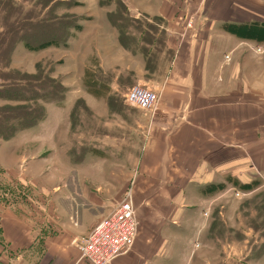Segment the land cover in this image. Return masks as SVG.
I'll return each instance as SVG.
<instances>
[{
    "label": "crops",
    "instance_id": "obj_1",
    "mask_svg": "<svg viewBox=\"0 0 264 264\" xmlns=\"http://www.w3.org/2000/svg\"><path fill=\"white\" fill-rule=\"evenodd\" d=\"M75 1L76 6L69 11L80 15L79 26L71 29V35L65 45H50L39 50H30L24 45L27 50L42 52L26 71L33 72L35 63L43 58L48 59L49 55L62 52L65 56L75 53L76 60L84 64V68L85 63L93 60V57L99 70L112 72L116 78L129 75L133 81L145 80V56L123 48L119 42L117 27L109 21L106 12L101 11L103 6L100 0ZM128 1L141 15L158 17L165 23L166 30L176 31L182 9L189 0ZM205 2L208 23L203 32L199 31L198 34L205 40V57L199 63L197 57L195 59V51L189 76L180 79L182 84L197 88L194 94L197 97L189 98V106L180 98L182 106L191 108L193 124L179 117L177 128L172 129L168 136L155 134L152 139L145 141L141 138L139 141V138L135 139V131H143L134 127L133 110L123 112L122 116L118 112L108 110L109 92L94 97L82 89L80 77H74L70 82L64 83L69 87L65 99L53 108H59L60 114L56 113V117L62 118V132L67 133L69 137L72 132L71 105L78 98L85 99L93 112L95 127L90 132L79 131V144L88 146L92 156L86 155L78 163H73L68 156L66 162L70 167L69 171L57 176L55 181L71 182V185L60 186L58 183L49 182L51 187L40 192L37 199H25L27 205L15 196V190L19 186H28L27 183H32L33 178H36V175L29 173L33 163L27 161L24 153L37 143L38 136L33 129L43 124L46 117L38 124L18 132L11 140L5 141L9 144L17 140L13 145L1 143V153L2 150L8 153L13 150V153L17 154H10L11 157L7 161L1 160L5 183L9 184L4 187L5 192L1 193L5 196L2 198L4 203H1L0 211V264H89L79 258L75 241L84 237L118 203L127 190V178L116 179L111 176V172L115 171L116 167H124L127 172L128 167L135 165L141 166L147 177L145 180L133 181L136 191L133 205L138 222L137 234L131 249L118 256L111 264H173L178 257L170 250L175 243L173 237H169L167 233L179 234L184 230L182 220L188 213L185 209H188L189 199L196 197V194L190 195L189 187L196 192L197 186L229 175L247 181L257 172L263 171L264 112L260 113L258 109L248 111L244 108H230L229 106L233 105L227 97L214 99L215 95H207L199 87H203L209 73L216 70L220 72L217 81L220 80L218 82L223 88L233 81L231 83L238 84L239 91L247 94L244 91L248 83L244 72L241 71L242 62L239 60L243 50L241 45L257 43L255 45L261 48L262 52H258L256 57L264 56V41L241 38L225 30L224 25L264 22V13L260 8L255 9L254 2L250 0ZM217 36L221 40L220 43L215 41ZM21 43L19 42L12 52L13 62L16 56L19 60L29 57L23 51L16 52ZM219 56L226 58L227 63L224 64L222 58L220 62H216L219 58L213 61V57ZM260 60L264 63V57ZM13 65L15 68H21L18 64ZM77 73L79 75V70ZM258 74L255 89L250 94L264 99V75L260 77V73ZM113 80L112 82L116 81L115 78ZM94 82L101 86L100 78H96ZM174 98V102H180L179 98ZM50 104L52 103L47 106ZM251 118L256 119L253 124L247 121ZM246 131H253L254 135L247 138ZM210 134L219 137L220 141L211 140ZM135 148L137 154L134 155ZM64 149L67 154L70 146ZM34 157L31 153L30 158ZM200 158L203 162L199 161ZM21 164L27 173L19 170ZM86 165L93 168L88 171L81 168ZM167 165L184 166L183 171L189 173L186 176H183V171L176 174L175 182L169 185L166 182L173 177L167 178L170 175L167 173ZM202 166H208V173L201 172ZM132 170L131 168L130 173ZM145 200L150 201V207L144 205Z\"/></svg>",
    "mask_w": 264,
    "mask_h": 264
},
{
    "label": "rangeland",
    "instance_id": "obj_2",
    "mask_svg": "<svg viewBox=\"0 0 264 264\" xmlns=\"http://www.w3.org/2000/svg\"><path fill=\"white\" fill-rule=\"evenodd\" d=\"M120 1L123 5L120 7L121 10H123L121 11V14L123 13L124 15L123 17L127 15L133 19V22L127 23L128 25H123V20L117 21V23L122 24V30L125 32V35L131 39L130 43L132 49L141 54H143L141 52L143 48L148 49L150 61L148 62L149 69L145 74L146 81H133L129 75L118 76L116 78V75L112 72H103L99 70L98 63L93 57V60L85 63L84 68V64L82 65L76 60L75 53L65 56L62 52H59L54 55H49L48 59L43 58L37 63L40 64L43 73L61 82L66 88L65 96L69 87L64 83L66 81L70 82L74 77L76 79L80 77L82 89L85 90L87 94L90 93V95L95 97L97 94L100 95L109 92L107 100L108 110L118 112L121 116L123 112L133 110L132 122L134 127L139 129V131H143H135V139L139 138L140 141L142 138L147 141L152 139L155 134L159 136H168L172 129L177 128L179 117L182 118L183 121H189L191 124L194 123L193 112L191 108L188 107V100L189 98L194 99L197 97L194 95L196 94L195 91L197 88L182 84L180 79L189 76L195 51H197L195 59L197 57L199 63L202 62L201 60L205 57L203 47L205 40L203 36L201 37V35L198 34L199 31L203 32L208 23L206 2L205 0H189L185 8L182 9L178 29L176 31H168L166 30L165 23L162 22L160 18L145 17L141 15L128 0ZM250 1L254 2L255 9L260 8L259 10L264 13V0ZM14 2L21 6V17H25L26 12L31 10L34 12L33 15L41 16L49 14V12H46L48 11L47 8L41 9V4L34 3V0H14ZM74 6L66 7L64 4H61L53 10V14L57 15L59 18L64 17L63 15L65 14H69L80 19V15H76L69 11ZM101 6H103L101 7V11L106 12L107 17L109 13H114L115 15L119 14L116 0H102ZM1 15H4V13L1 11L0 0V34L3 30ZM133 15H136V17H133ZM188 21H191V27L186 26ZM153 26L157 27L158 30L156 32L153 31ZM149 27L152 30H148ZM161 31L165 33L166 46H163L164 35ZM145 32H148L151 37L154 38L152 43H147L148 41L145 40L147 37V34L144 35ZM215 41L218 43L221 42L218 36ZM255 44L257 43L249 42V44H242L241 48H243V50L239 57V60L242 62L241 71L244 72L248 83L246 90H243L247 92V94H244L241 90L239 91L238 84H232L231 82L233 81L231 80V82L223 88L221 83L218 82L220 80L217 81V76L219 79L220 72L218 73L216 70L209 73L206 84H204L203 87H199V89H203L202 92L207 95H215L214 99L218 97H227L226 99L231 100V105H233L229 106L230 108L238 107L240 109H247L248 111H256L258 109L260 113L264 112V99L250 94L253 93L252 91L255 89V81H257L259 77L258 73H260V77L264 75V63L260 62V59L264 56L256 57V54L262 52V49ZM123 48L131 51L124 46ZM20 51L28 54L29 57L19 60L16 56L13 62L11 55L9 67L20 73H36V70L40 69H37V63H35L33 72H28L26 70L32 67L33 60L39 58L42 52L27 50L22 43L19 45L16 52L19 53ZM70 52L72 53L73 51ZM220 56L213 57V61L215 62L214 59L219 58L216 62H220L222 58V62L226 64L227 62H225V60L227 61V59ZM13 64H18L19 67L23 69L15 68ZM5 69L6 68H1L0 62V72L1 70L5 71ZM78 70L79 75L77 73ZM53 73L56 76H54ZM96 78L101 79L102 83L100 87L97 82H94ZM114 78L116 81L112 82ZM127 83H129L127 86L124 85ZM137 83L153 89L159 94L156 106L151 109V111L141 110L125 102L124 97L128 88ZM100 90L102 91L100 92ZM198 93H200V91H198ZM221 93L224 94L221 95ZM174 97L179 98L178 100H180V98L184 99L185 104L188 106H182L181 100L180 102H174ZM84 100V98H78L76 101H73L71 105L70 123L72 132L69 133V137L67 133L62 132V118L56 117V115L60 114L58 113L59 108H53L62 101L45 103L46 113L43 119L46 118L43 124L33 129L36 131V136H38L37 143L33 144V147L28 148V152L24 153V155L27 156V161L29 160V163H33V167L29 173L36 175V178H33L32 183H27L29 187L19 186L18 189L15 190V196L24 205H27L25 201L26 198L30 197L37 199L40 192H43L46 188H50L49 182H54V184L58 183L60 186L63 184L64 186L66 184H68V186L71 185V182L65 183L62 181H55L57 176L69 171L70 167L66 162L68 156L73 163L80 162L86 155L89 157L92 156V151L88 149V146L79 144V131L90 132L93 131L95 127L92 116L93 112ZM49 103L52 104L47 106ZM5 104L16 105L18 102L0 99V106ZM122 119L124 120L125 117L123 116ZM127 120L129 122V118H127ZM247 121L253 124L256 119L251 118L247 119ZM158 131L161 133H157ZM245 135L248 138L254 135V132L252 131L251 133L246 131ZM210 137L212 138L210 139L215 142L220 141L219 137L211 134ZM263 139L264 138H262V140ZM9 140L0 138V211L1 203H4L2 202L4 201L2 198L5 196L1 193L5 192L4 187L9 184L5 183L6 178L1 169V160L7 161L10 159L11 155L17 154L13 153V150L9 153L6 150H2L1 153V143L3 145V143H6L5 141ZM14 141L17 140H13L5 145H13ZM67 146H70V149L67 154H65L64 148ZM31 153L35 155L34 158H30ZM135 154H137L136 148L134 149V155ZM199 161L203 162L201 158ZM16 168L18 169V166H16ZM23 168L24 166L21 164L19 170L23 171V173H27ZM81 168L88 171L93 167L91 165H86ZM128 168L127 172H125L124 167H116V170L111 172V176L119 180L127 178L128 185L126 189L131 190L134 199L136 191L135 182L133 188V181L137 179L145 180L147 177L145 176L146 173H143L141 166L135 165ZM131 168L133 170L130 173ZM166 168L168 169L167 173L170 174L167 178L173 177L172 180L166 182L170 185L175 182L174 176L182 172L184 166L167 165ZM202 169V173H208V166H202ZM72 173L77 174L78 172ZM187 173H189V171H183V176H186ZM235 181L253 185H251L250 189H247L240 187ZM210 185H215L214 190H209ZM190 188L191 187L188 189V191L190 190V195L196 194V197L189 199V205H187L188 209H185L188 213L184 215L182 220L184 230L179 234L175 232L167 233L169 237H173V242L175 243V246L171 247L170 250L171 252L174 251L176 253L175 256L178 257L173 264H264V252H262L264 243V169L263 171H259V173L257 172L247 181H241L229 175L223 178L219 177L211 183L202 184L199 187L197 186L196 192ZM123 195L120 200L123 198ZM148 201L149 200H145L144 205L150 207L151 203ZM194 226H196L195 230Z\"/></svg>",
    "mask_w": 264,
    "mask_h": 264
},
{
    "label": "trees",
    "instance_id": "obj_3",
    "mask_svg": "<svg viewBox=\"0 0 264 264\" xmlns=\"http://www.w3.org/2000/svg\"><path fill=\"white\" fill-rule=\"evenodd\" d=\"M34 3L41 4V9L47 8L46 12L49 14L33 15L34 12L31 10L26 12L25 17H21L22 9L18 3L14 0H1V11L4 15H1L3 30L0 34V62L1 68L6 69L0 72V99L18 102L16 105L0 106V138L3 140H9L19 131L38 124L45 116V103L60 102L65 97L66 88L59 80L43 73L39 63L36 67L40 69L34 74L20 73L9 67L12 52L19 42L24 43L30 50H39L50 45H65L71 35V29L79 26L76 16L65 14L64 17L59 18L53 14V10L61 4L66 7L76 5L75 0H34ZM116 4L119 14L109 13L108 19L118 29L119 42L134 52L131 39L122 30V24L117 23L123 20V25H128L127 23L133 22V19L127 15L123 17V13L121 14L123 10L120 8L123 5L120 0H116ZM152 28L155 32L158 30L156 26ZM224 29L241 38L264 41V22L229 23L224 25ZM148 30L152 29L149 27ZM148 32L144 33L147 34L145 40L148 41L147 43H152L154 38ZM161 32L164 35L163 46H166L165 33ZM141 52L146 58L145 67L148 70L150 61L148 49L143 48ZM235 183L247 189L253 185L238 181ZM214 188L215 185H210L209 190ZM262 252H264V243Z\"/></svg>",
    "mask_w": 264,
    "mask_h": 264
},
{
    "label": "built area",
    "instance_id": "obj_4",
    "mask_svg": "<svg viewBox=\"0 0 264 264\" xmlns=\"http://www.w3.org/2000/svg\"><path fill=\"white\" fill-rule=\"evenodd\" d=\"M191 27V21L186 24ZM125 102L144 111L156 106L157 91L134 84L125 93ZM138 222L133 196L127 189L123 198L80 240L75 241L79 258L89 264H111L128 252L136 238Z\"/></svg>",
    "mask_w": 264,
    "mask_h": 264
}]
</instances>
